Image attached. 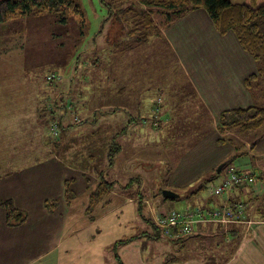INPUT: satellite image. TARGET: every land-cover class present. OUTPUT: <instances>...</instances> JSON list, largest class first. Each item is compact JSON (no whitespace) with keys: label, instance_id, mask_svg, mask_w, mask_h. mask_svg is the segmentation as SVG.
<instances>
[{"label":"crops","instance_id":"1","mask_svg":"<svg viewBox=\"0 0 264 264\" xmlns=\"http://www.w3.org/2000/svg\"><path fill=\"white\" fill-rule=\"evenodd\" d=\"M157 24L161 32L160 40L164 42L170 56L184 74L185 84L180 86L181 82L177 83L176 93H181V89L186 87L190 98L189 101L183 102L185 114L177 116L179 121H176L172 118V111L166 109L163 99L159 97L152 108V111L154 109L156 112L154 127L160 128L164 124L170 127V124L172 128L177 123L179 126L184 124L185 127L198 126L202 135L198 139H205L182 152L164 190L177 189L185 192L188 201L194 203L186 205L185 208L223 206L235 199L246 201L248 208L245 218L241 222H200L195 225L190 235L179 237V242L165 235L167 240L164 254L155 256L153 253L149 257L145 249L146 244L160 238L162 234L156 222L163 211H160V214L157 212L162 210L166 203L159 198L158 193L154 194V199L147 198L142 190L139 195L130 191L129 194L133 196H129L122 191L121 178L115 179L111 181L115 184L110 188L111 194L106 200L108 204H99L91 216L87 215L88 200L85 199L89 198L90 193L102 180L97 174L96 186L90 191L88 183L92 180L84 178L81 170L73 166L64 167L58 158L53 156L50 146L45 144L48 158L46 157L42 164L11 177H7L9 174H0V203L11 200L16 208L28 215L24 224L10 227L6 224L7 212L0 207V264H119L116 257L122 264H264V220L257 214L259 205L264 203V138L253 150L246 147L249 145L246 140L244 150L246 149L248 154L237 159L244 165L249 163L246 158H253L254 163L250 162L247 168L236 171L254 175V184L244 186L243 189L233 188L222 196L213 193V189L222 184L228 175L231 168L227 166V160L234 152L230 144L217 143V139L221 137L220 114L223 111L247 109L258 104V99L256 100L245 86V80L258 73V66L252 56L242 48L234 33L230 32L225 36L218 33L203 9L194 10L171 25H167L160 17ZM111 60L108 61L111 66L107 73H103V79L121 81L123 85H120L116 94L122 97L128 88L129 80L130 87L135 86L140 70L136 65H141L142 59L129 53L113 57ZM104 84L105 81L100 83L103 90ZM135 89L134 87L133 91ZM104 92L106 94V90L102 93ZM36 99L37 96L34 104L29 107L34 112H40L41 106L36 104ZM180 102L181 100L179 104ZM139 104L140 99L138 106L129 110L140 112L143 107ZM2 105L0 103V107ZM117 109L122 112V120L118 124L119 113L115 108L111 114H108V111L105 113L106 120L114 119L102 132V138L109 139L106 142L108 144L111 139L119 136L127 138L128 134L133 133L130 136L133 139L134 135H138L137 130L130 131V128H133L130 122L135 118L132 116L129 121L128 115L126 116L128 109ZM82 112L85 119L95 118L93 124L98 123L96 114L92 115L86 110ZM144 124L141 136L146 134L145 129L150 126L147 120ZM19 127L21 128L22 124H19ZM87 128L90 129V125ZM4 134L0 131V138L4 137ZM25 134V131L20 130L16 131L14 136L18 139ZM88 134L92 135L91 129ZM122 150L123 148H120L116 159L120 158ZM216 170L220 172L214 180L217 184L207 185L201 191L208 193L204 198L201 192H195L193 188L203 177ZM72 179L76 199L69 204L65 199L64 183ZM129 187L132 189V186ZM80 196L84 198L83 205L76 210ZM54 200L58 201V208L55 212H50L46 208V201ZM257 202L259 203L256 205ZM145 205L152 216L149 220H152L153 228L159 230L158 236L147 231L138 233L137 227L133 226L136 224V218L139 215L142 217ZM253 205H256V208ZM125 213L130 216L126 218L127 222L123 223ZM108 217L116 218L111 230L99 225V222ZM251 221L252 224L249 223ZM107 231L113 233L109 239ZM131 238L134 239L114 250L117 242ZM107 243L110 250L106 248Z\"/></svg>","mask_w":264,"mask_h":264},{"label":"rangeland","instance_id":"2","mask_svg":"<svg viewBox=\"0 0 264 264\" xmlns=\"http://www.w3.org/2000/svg\"><path fill=\"white\" fill-rule=\"evenodd\" d=\"M230 1L240 3L244 0ZM77 2L83 12L82 18L67 10L65 15H28L0 24V103L3 104L0 107V131L5 133L0 138L1 176L23 174L42 164L48 155L45 149V144H48L53 156L64 167L73 166L81 170L84 178L92 180L88 183L90 191L96 186L98 174L107 182L121 178L122 191L129 196H133L129 194L130 191L139 195L142 190L147 198L154 199V194L158 193L166 204L162 210L155 209L157 214L160 211L169 213L174 209L182 210L186 205L194 204L188 201L185 192L177 189H173L178 194L174 200L165 199L162 193L182 152L205 139H198L202 137L198 126L185 127L177 123L172 128L170 124V127L165 124L160 128L154 127L156 112L154 109L152 111L161 97L166 109L172 111V118L179 121L177 116L185 114L183 102L190 98L186 87L181 89V93H176V84H185L184 74L170 56L164 42L157 35L150 34L147 42L131 52V55L142 59V64L136 65L140 69L138 80L132 87L129 80L128 88L119 97L116 91L123 85L122 82L103 79V73H107L111 66L108 61L120 55L116 53L121 49L120 46L131 42L129 31L136 25L135 15L143 10V6L133 5V0L121 4H114L112 0ZM152 14L157 23L160 14L155 10ZM64 16L66 23L60 21ZM52 75H55V79L49 80ZM104 81L103 90L100 83ZM134 87L136 89L133 91ZM105 90L106 94L102 93ZM35 96L36 104L41 106L40 112H34L29 107L34 104ZM139 99V106L142 105L143 109L140 112L130 111L129 108L138 106ZM257 103L264 106V101L259 98ZM114 108L119 113L117 124L122 120V112L117 108L128 109L127 114H123L128 115L129 121L132 116L135 118L130 122L133 125L130 131L137 130V137L134 135L131 139L133 133L128 134L127 138L119 136L111 139L109 144L106 143L109 139L102 138L103 128L114 121L109 118L106 120L105 113L108 111L111 114ZM83 110L96 114L98 123L93 124L95 118L85 119ZM53 120L59 125V139L51 137L49 125ZM145 120L150 126L145 129L146 134L141 136ZM19 124H22L21 128ZM88 125L92 135L88 134ZM20 130L26 134L17 139L14 134ZM113 140L115 148L121 147L123 150L120 158L114 157L116 163L111 165L105 157V149L108 147V154ZM244 143L235 139V144L240 148H244ZM246 159L249 163L241 165V161L236 160L232 168L243 169L250 166V162L254 163L252 157ZM257 176L260 177V174L257 173ZM254 182L255 178L249 185ZM211 184L216 185L217 182L212 181L208 185ZM201 196L206 198L208 193L203 191ZM83 201L84 198L80 196L76 210L82 208ZM245 204L247 207L248 203ZM256 205H253L254 208ZM259 206L263 208V203ZM143 209L142 217L139 215L133 226L137 227L138 233L147 231L158 236L159 230L153 228L152 220H149L152 216L148 206L145 205ZM129 216V213L124 214L123 223L127 222ZM115 220V217H108L99 225L111 230ZM249 223L252 224V221ZM112 235V231H107L108 239ZM166 240L162 232L160 238L149 241L145 247L148 256L153 253L155 256L164 254ZM108 243L106 248L110 250Z\"/></svg>","mask_w":264,"mask_h":264},{"label":"trees","instance_id":"3","mask_svg":"<svg viewBox=\"0 0 264 264\" xmlns=\"http://www.w3.org/2000/svg\"><path fill=\"white\" fill-rule=\"evenodd\" d=\"M131 0H112L114 4H121ZM134 4L143 6V10L135 15L136 25L129 31V36L132 37L131 42H126L127 45H121L116 53L120 55L129 54L136 48L142 46L148 41L150 34L161 36L158 24L153 17L154 10L160 14L167 25H171L175 21L183 18L190 12L203 9L207 12L212 20L216 30L221 36H225L232 32L236 35L238 42L242 48L249 53L258 66V73L249 76L245 80V86L248 91L256 97L264 101V0H244L241 3H234L230 0H133ZM134 7V6H133ZM144 8H147L145 10ZM67 10H71L72 14L82 18L83 12L77 0H0V24L8 23L12 20L25 18L28 15L41 16L44 14L65 15ZM128 11H131L128 9ZM127 11V12H128ZM130 22L129 19H127ZM60 21L66 23V18L61 17ZM50 79H55L52 75ZM160 102V100L158 101ZM52 125L57 128V135L51 131ZM220 138L217 139L219 145L230 144L233 147V154L227 160V166L231 169L229 173L237 174L251 173L239 172L232 168L235 160L246 156L248 151L242 146L238 147L235 144V139H240L241 144L249 142V150L255 149L260 140L264 138V106L254 104L247 109H235L223 111L219 119ZM49 130L51 137L59 139V125L53 120L50 122ZM237 137V138H236ZM116 139V138H115ZM58 141V140H57ZM115 140L108 151L109 164L115 163L114 157L120 151L121 147L115 148ZM246 146V144H244ZM114 147V148H113ZM115 155V156H114ZM234 170V171H233ZM218 170L213 171L210 175L203 177L193 189L195 192H201L206 186L217 178ZM226 176V178L229 176ZM225 178V179H226ZM100 182L95 190H93L88 198L86 209L87 215H92L95 208L101 203H107L106 200L110 197V188L115 182H107L104 178H100ZM72 180H66L65 199L67 203H71L76 199V193L72 189ZM239 185L234 188H244ZM235 199L233 202H241ZM241 203L245 204L246 201ZM58 201H46V208L50 212H55L58 208ZM108 204V203H107ZM246 205V204H245ZM0 207L7 212L6 224L10 227H17L26 222L28 215L15 207L11 200H6L0 203ZM263 208L257 209V214L264 220V203ZM247 212V209H246ZM246 214V213H245ZM91 218V217H90ZM154 225V224H153ZM158 229V228H156ZM190 235V234H188ZM186 236V235H185ZM183 237V236H182ZM131 239H124L114 245V250L120 245H124ZM182 240V239H181ZM176 239L175 242H179ZM119 264H122L120 259L116 257Z\"/></svg>","mask_w":264,"mask_h":264},{"label":"built area","instance_id":"4","mask_svg":"<svg viewBox=\"0 0 264 264\" xmlns=\"http://www.w3.org/2000/svg\"><path fill=\"white\" fill-rule=\"evenodd\" d=\"M51 131L54 135H57L55 125H52ZM253 181V176L231 172L221 185L213 189V193L216 196H222L236 186L249 185ZM246 209L245 204L233 201H229L228 204L223 206L211 208L188 207L182 210L174 209L169 213H161L157 218L156 225L164 235L177 239L191 234L195 225L200 222H240L245 218Z\"/></svg>","mask_w":264,"mask_h":264},{"label":"water","instance_id":"5","mask_svg":"<svg viewBox=\"0 0 264 264\" xmlns=\"http://www.w3.org/2000/svg\"><path fill=\"white\" fill-rule=\"evenodd\" d=\"M163 197L166 199H176L178 198V194L171 190H164L162 193Z\"/></svg>","mask_w":264,"mask_h":264}]
</instances>
